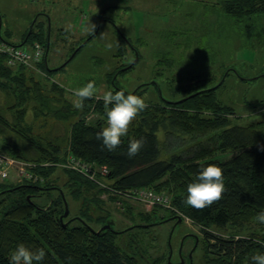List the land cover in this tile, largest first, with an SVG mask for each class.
<instances>
[{
  "label": "rangeland",
  "instance_id": "374dc122",
  "mask_svg": "<svg viewBox=\"0 0 264 264\" xmlns=\"http://www.w3.org/2000/svg\"><path fill=\"white\" fill-rule=\"evenodd\" d=\"M222 1L0 0L2 34L6 39L19 43L33 26L38 30L41 24H46L45 27L48 24L50 31L46 60L26 71L25 84L32 91L27 94L23 106L27 111L22 121L17 119L16 109L12 106L17 101L16 94L0 87V114L8 123V126L0 124V145L3 140L19 143L28 160L35 157L46 164L63 162L65 158L62 155L71 150V122L76 117L58 119L54 112L46 109L41 96L53 98L52 103L56 101L54 105H63L61 98L73 102L78 99L73 95L75 89L95 81L96 98L89 103L92 107L87 112L84 111L86 108L80 109V117L87 123L101 121L107 126V117L93 105L103 100L106 91H111L109 73L125 93L144 98L148 108H157L164 105L161 96L167 101H177L181 97L182 93L175 85L181 83L178 78L185 69H189L186 68L188 64L193 67L206 61L210 74L214 75L212 84L221 82L228 67L238 71H231L220 89L223 100L234 106L235 113L230 116L232 122L249 124L264 120V15L238 21L221 8ZM91 25H95L94 32L97 34L72 58L74 48L94 33ZM121 36L130 38L132 44L124 49L120 45ZM137 54L141 58L129 66ZM126 66L131 69L120 74L119 69ZM172 75L177 76L176 83L171 81ZM37 84L42 87L39 96L35 90ZM54 84L63 87L65 93L54 89ZM10 124L17 127L24 125L32 130L33 137L41 143V151L19 136ZM159 135L163 158L172 153L192 152L201 142H208L207 137L199 135L167 136L163 132ZM49 141L55 146H50ZM54 147H59V151ZM48 152L59 157L45 158L51 157ZM231 156L229 151L218 153L216 158L228 159ZM51 166L54 171L50 177L37 173L40 191L33 199L40 205L50 206V200L57 198L62 190L69 203V215L64 218L65 222H70L83 206L87 210L85 212L89 216L91 214V224L97 230L102 227L97 219L101 215L110 216L115 221L113 237L122 252L136 256L142 263H145V257L159 256L162 257L161 264H205L203 232L173 203V192L168 188L163 192L172 198L170 207L150 205L125 194L112 199L109 189L85 177L94 184V188L84 190V195L88 197L84 204L82 197L75 200L72 195L76 186L67 187V181L71 179L69 171L72 170L60 165L40 168ZM0 182L30 181L17 182L11 176ZM179 216L183 221L172 235V225ZM255 217L253 215L243 227L230 225L212 229L223 236L243 234L264 238V224L256 221ZM73 223H77L76 220ZM196 237H199V243L192 252V259L182 263L183 254L189 257L187 255L195 246ZM184 238L185 245L180 252Z\"/></svg>",
  "mask_w": 264,
  "mask_h": 264
},
{
  "label": "trees",
  "instance_id": "16d2710c",
  "mask_svg": "<svg viewBox=\"0 0 264 264\" xmlns=\"http://www.w3.org/2000/svg\"><path fill=\"white\" fill-rule=\"evenodd\" d=\"M220 4L228 15L238 21L251 19L258 14L264 15V0H223ZM45 25L41 24L38 30L33 26L31 32L28 31L19 44L38 41L46 46L48 53L49 27L48 24L47 27ZM95 34L97 32L88 35L74 48L76 50L72 58ZM131 44L130 38L121 36L120 45L124 46V49ZM200 64L193 67L188 64L186 68L189 69H185L178 78L181 83H176L177 76L172 75L171 81L176 83L175 88L181 91V97L177 98V101H167L161 96L164 105L157 108L147 107L141 112L129 128L128 135L122 137L119 147L111 152L102 150V141L96 139V134L106 127L101 121L87 123L85 119H81L80 109H76L73 102L64 97L61 98L64 100L63 105H54L56 101L52 103L51 97L41 96V99L46 109L54 112L58 119L69 120L76 117L71 122L70 130L72 152L85 161L108 166L113 187H153L159 192L168 188L173 192V203L203 232L205 264H253L254 255L264 254L262 236H223L212 228L223 229L230 225L243 227L253 215L256 216L264 210V120L249 124L233 123L230 116L235 113L234 106L223 100L220 89L226 76L231 71H238L228 67L221 82L212 84L214 75L210 74L207 61ZM130 69L128 66L121 67L119 73ZM26 71L28 68L23 65L16 69L0 62V87L16 94L17 101L12 106L16 109L15 115L19 121H22L26 114L27 109L23 106L27 101L28 92L32 91L31 87H26L25 84ZM108 77L111 91H121L117 82L112 80L113 75L109 73ZM114 77L117 80V77ZM36 87L39 96L42 87L38 84ZM55 88L60 89L62 94L65 93L63 87L54 84ZM95 98L94 96L83 101L82 109L86 108L85 112L92 107L89 103ZM93 106L107 117L103 100ZM6 122L1 113L0 124L8 126ZM10 125L19 136L28 140L36 149H40L41 143L33 137L32 130L24 125ZM161 132L167 136H205L208 142H201L192 152L172 153L163 158L164 150L159 135ZM133 138H144L145 144L138 155L129 159L127 151L129 141ZM49 145L55 146L50 141ZM2 148L1 150H7L16 157L29 159L22 152L19 143L5 140ZM58 148L53 149L59 151ZM229 151L232 152L230 158H216L218 153ZM57 157L58 154L52 153L51 157L45 158ZM37 159L39 158L34 157L32 160ZM209 164H217L222 168L227 191L223 193V198L211 207L197 210L185 203L188 196L187 186L195 182L202 169ZM53 171V166L39 169L46 177H50ZM69 172L71 179L67 181V187L71 189L76 186L72 195L75 200L82 197L81 202L85 204L88 197L84 195V190L93 189L94 184L79 173ZM39 187L38 183L34 182H0V264H9L10 253L21 243L32 249L43 247L47 255L42 264H161L162 257L159 256L151 259L145 257V263H142L136 256L122 252L113 237L112 229H105L97 234V229L91 224V214L89 216L83 206L79 213L72 217L68 226H65V221L60 219L65 213L61 191L57 198L50 200L52 205L43 206L33 199L40 191ZM64 196L68 202L65 193ZM110 196L112 199L116 197L112 194ZM107 216L101 215L97 221L103 226L108 220H113ZM75 220L77 223L74 224Z\"/></svg>",
  "mask_w": 264,
  "mask_h": 264
},
{
  "label": "clouds",
  "instance_id": "9594fccd",
  "mask_svg": "<svg viewBox=\"0 0 264 264\" xmlns=\"http://www.w3.org/2000/svg\"><path fill=\"white\" fill-rule=\"evenodd\" d=\"M94 29L95 25H91L93 32ZM96 92L95 81L75 89L73 95L78 99L73 101V106L76 109H82L83 101L93 98ZM102 99L106 109L107 126L96 134V139L102 141V150L107 149L111 152L119 147L121 138L128 135L131 123L148 107V104L144 98L131 93L126 95L123 90L115 93L106 91ZM144 144V138L131 139L127 151L128 158L138 155ZM226 191L222 168L217 164H209L202 169L195 182L188 184V196L185 203L197 210H203L221 200ZM255 219L264 224V210L257 213ZM46 255L43 247L32 249L21 243L10 253L9 264H42ZM252 261L253 264H264V254L254 255Z\"/></svg>",
  "mask_w": 264,
  "mask_h": 264
},
{
  "label": "built area",
  "instance_id": "2783aa9c",
  "mask_svg": "<svg viewBox=\"0 0 264 264\" xmlns=\"http://www.w3.org/2000/svg\"><path fill=\"white\" fill-rule=\"evenodd\" d=\"M46 54V46L38 41L19 44L6 39L2 34L0 23V62L4 65L8 67L23 65L27 68H36L43 62ZM62 156L65 158V161L46 164L37 160L19 158L7 151L0 150V180L12 176L17 182L26 180L37 183L40 179L37 174L39 173L40 166L60 165L98 182L101 187L109 189V194L115 196L119 194L130 195L150 205L170 207L172 204V198L170 196L150 187L132 189H117L113 187L112 180L108 178L110 174L108 166L100 164L98 166L96 162L85 161L76 156L70 149L66 150Z\"/></svg>",
  "mask_w": 264,
  "mask_h": 264
},
{
  "label": "water",
  "instance_id": "95a60500",
  "mask_svg": "<svg viewBox=\"0 0 264 264\" xmlns=\"http://www.w3.org/2000/svg\"><path fill=\"white\" fill-rule=\"evenodd\" d=\"M48 36L50 37V31H49V35H48ZM138 60H139V56L137 55L136 58L131 62V64H130L129 66H132V65L136 64ZM61 193H62V195H63V199H64V202H65V213L60 217V219H61V221H64V218H65L67 215H69V205H68V202H67V200H66V198H65L64 193H63L62 190H61ZM80 219H81V218H80ZM82 221H83V220H82ZM182 221H183L182 217L179 216V217H178V223H181ZM84 223H85V221H84ZM114 223H115L114 220H108V221H107V222H106V223H105V224H104L99 230H97V231H95V232H96L97 234H100V233L103 232L105 229H112V230H113V224H114ZM64 224H65V226H68L69 222H64ZM198 243H199V237H196V243H195V246H194L193 250L197 247ZM192 252H193V251H191V253H190V255H189L190 259H192V255H193ZM181 262L184 263V262H185V258H183Z\"/></svg>",
  "mask_w": 264,
  "mask_h": 264
},
{
  "label": "flooded vegetation",
  "instance_id": "af4514ba",
  "mask_svg": "<svg viewBox=\"0 0 264 264\" xmlns=\"http://www.w3.org/2000/svg\"><path fill=\"white\" fill-rule=\"evenodd\" d=\"M135 49V48H134ZM136 50V49H135ZM136 52L138 53V51L136 50ZM138 56H139V54H137ZM136 55V56H137ZM182 223V222H181ZM181 223H178V220L176 219V221L173 223V225H172V235H173V233L181 226ZM171 235V236H172ZM171 239H172V237H171ZM195 243H196V241H195ZM185 245V238L182 240V244H181V247H180V252L182 251L183 252V246ZM195 245V244H194ZM193 248H194V246H193ZM193 248H191V250L189 251V252H191V251H193ZM190 254V253H189ZM183 256H184V258H185V262L184 263H186V261H187V259H189L190 257H185V255L183 254ZM187 256H189V255H187Z\"/></svg>",
  "mask_w": 264,
  "mask_h": 264
},
{
  "label": "crops",
  "instance_id": "0c3cea01",
  "mask_svg": "<svg viewBox=\"0 0 264 264\" xmlns=\"http://www.w3.org/2000/svg\"><path fill=\"white\" fill-rule=\"evenodd\" d=\"M1 24H2V22H1ZM1 31H2V25H1ZM49 45H50V44H49ZM48 48H49V46H48ZM47 57H48V55H47ZM4 141H5V140H3V143H1V145H0V150L3 149L2 147H3Z\"/></svg>",
  "mask_w": 264,
  "mask_h": 264
}]
</instances>
